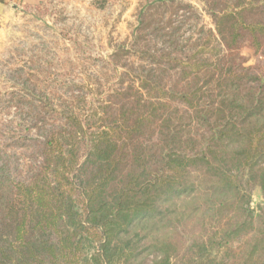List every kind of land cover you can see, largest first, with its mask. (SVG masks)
Returning a JSON list of instances; mask_svg holds the SVG:
<instances>
[{
  "label": "trees",
  "instance_id": "1",
  "mask_svg": "<svg viewBox=\"0 0 264 264\" xmlns=\"http://www.w3.org/2000/svg\"><path fill=\"white\" fill-rule=\"evenodd\" d=\"M199 1L211 25L141 0L108 54L65 37L75 57L4 61L0 264H264V74L243 54L264 56V0ZM209 210L234 214L178 258L179 224Z\"/></svg>",
  "mask_w": 264,
  "mask_h": 264
},
{
  "label": "rangeland",
  "instance_id": "2",
  "mask_svg": "<svg viewBox=\"0 0 264 264\" xmlns=\"http://www.w3.org/2000/svg\"><path fill=\"white\" fill-rule=\"evenodd\" d=\"M140 1L16 0L14 5H8L0 11V71L4 67V61L15 54L14 50H17V54L27 52L42 42H46L58 55L70 48L72 57H75L77 46L65 40V37L73 40L79 38L80 48L85 52L108 54L116 41H125L130 36L132 26L136 23ZM188 1L200 9L204 19L211 25L210 17L202 10V3L199 0ZM243 54L248 57V64L258 66L264 74V56L256 55L250 48L243 49ZM262 204L264 195L261 187L257 185L250 192V206L257 212ZM211 212L209 210L205 218L204 228L202 216L179 224L175 236L178 241V258H186L190 243V237L186 233L194 230L196 224V232L204 235L206 227H220L234 214L230 210L217 212L211 218ZM220 216H223L221 222ZM154 258L155 254L149 253L147 262L152 263Z\"/></svg>",
  "mask_w": 264,
  "mask_h": 264
},
{
  "label": "crops",
  "instance_id": "3",
  "mask_svg": "<svg viewBox=\"0 0 264 264\" xmlns=\"http://www.w3.org/2000/svg\"><path fill=\"white\" fill-rule=\"evenodd\" d=\"M14 1L16 0H0V11L8 5H14Z\"/></svg>",
  "mask_w": 264,
  "mask_h": 264
}]
</instances>
